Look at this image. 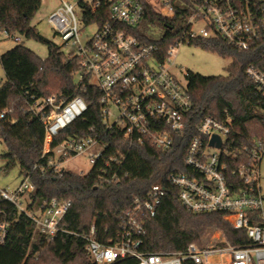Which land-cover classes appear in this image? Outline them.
Instances as JSON below:
<instances>
[{"label": "trees", "instance_id": "16d2710c", "mask_svg": "<svg viewBox=\"0 0 264 264\" xmlns=\"http://www.w3.org/2000/svg\"><path fill=\"white\" fill-rule=\"evenodd\" d=\"M140 1L144 16L131 31L143 42L156 45V56L162 59L180 36L191 3L170 0L173 14L165 17L148 0ZM40 5L41 0H0V33L10 38L34 39L47 47L44 59L22 43L0 53L4 73L0 83V142L6 149L5 168L18 165L21 181L28 178L34 185L31 192L19 195L27 209H35L52 198L69 200L70 206L58 223L64 231L50 238L35 230L31 219L25 212H19L16 205L0 200V207L11 222L5 241L0 243V264H96L86 250L83 235L93 227L96 239L103 245L117 243L125 224V212L132 208L133 199L143 198L157 183L164 186L165 192L154 214L141 216L138 248L141 252L178 251L191 243L204 247L213 231L222 233L232 245L248 243L244 230L235 229L223 218V213L187 211L167 178L172 172L190 173L184 156L197 124L205 116L230 117L231 129L222 150L228 151L225 158L231 166L257 158L251 150L256 140L264 144V93L245 70L251 65L264 74V48L242 51L220 38L188 42L230 58L231 62L225 75L186 72V91L191 99L190 127L184 136L175 137L169 150L161 151L149 143L129 144L122 135L105 130L100 121V92L85 80L77 83L73 80L76 57H69L62 45L44 38L32 25ZM106 18L96 17V21ZM150 24L164 30L160 38L146 34ZM52 94L59 99L78 94L87 103L86 111L54 139L55 142L68 137L98 139L103 145L102 156L85 174L65 169L55 171L49 164L51 154H43L45 130L33 104ZM256 221H260L258 217ZM136 262L135 258H124L113 264Z\"/></svg>", "mask_w": 264, "mask_h": 264}, {"label": "built area", "instance_id": "2783aa9c", "mask_svg": "<svg viewBox=\"0 0 264 264\" xmlns=\"http://www.w3.org/2000/svg\"><path fill=\"white\" fill-rule=\"evenodd\" d=\"M162 16L173 14L170 0L153 3ZM191 11L180 36L168 47L166 56H156L157 47L145 43L132 33L143 19L140 0H58L59 5L46 21L68 46V56L77 59L74 76L100 92V121L105 130L122 135L129 144L149 143L169 150L175 137L184 136L190 127L188 112L191 99L172 72L176 47L197 38H220L242 50L264 48V0H188ZM105 17L97 22L96 17ZM200 25V26H199ZM95 29L87 33L88 28ZM19 41L20 37H15ZM246 75L264 93V74L249 65ZM186 74V73H185ZM34 112L44 127L43 154L50 153L49 164L62 170L64 160L86 153L93 165L102 156L98 139L68 137L55 142L59 132L87 109L80 95L69 99L52 94L35 101ZM231 129V119L203 117L196 126L184 156L190 173H170L167 181L177 190V198L193 214L221 212L235 229L244 230L248 243L232 245L225 238L200 247L194 243L178 251L141 252L142 215L152 216L164 195L161 184H153L143 198H134L125 212V224L119 241L103 245L91 227L83 235L86 250L96 264H113L124 258H135L136 264H264V223L261 218L263 197L260 194L258 166L264 144L256 140L251 150L257 158L231 166L222 150ZM213 135L221 146L210 145ZM100 146L101 150L92 151ZM223 152V153H222ZM80 174H82L80 172ZM34 185L23 179L14 191L0 189V200L13 203L25 212L35 230L53 238L64 231L58 223L67 212L70 201L52 198L35 209L23 206L19 195L31 192ZM258 217L259 222L256 221ZM11 222L0 207V243L8 234Z\"/></svg>", "mask_w": 264, "mask_h": 264}, {"label": "rangeland", "instance_id": "374dc122", "mask_svg": "<svg viewBox=\"0 0 264 264\" xmlns=\"http://www.w3.org/2000/svg\"><path fill=\"white\" fill-rule=\"evenodd\" d=\"M153 3L161 2V0H151ZM152 4V3H151ZM59 5L58 0H41L39 10L36 12L32 25H35L38 33L44 38L60 45L61 39L56 35L53 29L48 25L46 19L50 12H52ZM200 26V25H199ZM95 29L94 26L88 28L87 33ZM164 30L157 24H150L146 28V34L153 39H158L163 35ZM16 43H22L27 48L34 51L40 58L44 59L47 54V47L43 43L34 39H25L20 37L17 41L14 38L7 37L4 33H0V53L13 47ZM62 50L67 54L68 46H63ZM174 61L171 68L177 79L182 83H186L185 73L192 71L201 75H225L226 67L230 64L231 59L222 57L217 52L205 49L196 44L180 43L176 47L175 58H170ZM4 80L2 68L0 66V83ZM74 82L77 83L78 77L74 76ZM101 150L100 146L94 147L92 151ZM6 153L5 146L0 142V189L7 191H14L21 182L18 165H14L9 169L5 168L6 159L3 156ZM60 168L76 173H87L90 171L92 164L89 162L86 153L76 155L64 160L59 164ZM259 186L261 188L260 194L263 197L261 205V218L264 223V153L261 157L259 166ZM26 207L25 203L23 204ZM225 238L219 231H213L209 235V244H215ZM226 239V238H225Z\"/></svg>", "mask_w": 264, "mask_h": 264}, {"label": "water", "instance_id": "95a60500", "mask_svg": "<svg viewBox=\"0 0 264 264\" xmlns=\"http://www.w3.org/2000/svg\"><path fill=\"white\" fill-rule=\"evenodd\" d=\"M209 144L219 148L221 146L220 138L217 135H213L209 141Z\"/></svg>", "mask_w": 264, "mask_h": 264}, {"label": "crops", "instance_id": "0c3cea01", "mask_svg": "<svg viewBox=\"0 0 264 264\" xmlns=\"http://www.w3.org/2000/svg\"><path fill=\"white\" fill-rule=\"evenodd\" d=\"M7 36V35H6ZM2 73H3V70H2ZM3 75H4V73H3Z\"/></svg>", "mask_w": 264, "mask_h": 264}]
</instances>
